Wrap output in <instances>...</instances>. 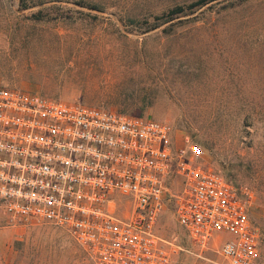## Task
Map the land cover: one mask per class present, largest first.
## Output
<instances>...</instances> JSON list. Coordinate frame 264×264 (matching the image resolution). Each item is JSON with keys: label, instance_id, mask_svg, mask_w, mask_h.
I'll return each instance as SVG.
<instances>
[{"label": "rangeland", "instance_id": "obj_1", "mask_svg": "<svg viewBox=\"0 0 264 264\" xmlns=\"http://www.w3.org/2000/svg\"><path fill=\"white\" fill-rule=\"evenodd\" d=\"M39 1L0 0V85L169 123L241 186L264 264V0H209L155 28L195 0ZM161 215L159 232L183 248L171 264L199 262L172 206ZM0 264L94 261L65 229L0 211Z\"/></svg>", "mask_w": 264, "mask_h": 264}, {"label": "built area", "instance_id": "obj_2", "mask_svg": "<svg viewBox=\"0 0 264 264\" xmlns=\"http://www.w3.org/2000/svg\"><path fill=\"white\" fill-rule=\"evenodd\" d=\"M200 153L167 122L0 85V211L65 229L94 264H171L169 206L196 264H261L243 189Z\"/></svg>", "mask_w": 264, "mask_h": 264}, {"label": "trees", "instance_id": "obj_3", "mask_svg": "<svg viewBox=\"0 0 264 264\" xmlns=\"http://www.w3.org/2000/svg\"><path fill=\"white\" fill-rule=\"evenodd\" d=\"M29 0H20V5L22 7H27L29 6L28 4H32V2L28 3ZM209 0H195L187 5H176L174 6L173 8H171L167 13H163L157 17H155L158 21L155 22L151 28H155L157 26H159L160 23L162 22H166V21H169L171 19L174 18L175 15L177 14H181L183 12H185L187 9H191V8H194V7H197L199 5H203L205 3H207ZM42 0L39 1V3H41ZM40 13V12H38Z\"/></svg>", "mask_w": 264, "mask_h": 264}]
</instances>
